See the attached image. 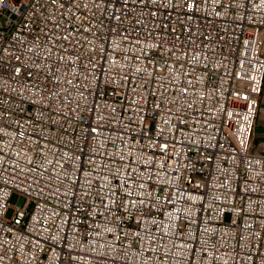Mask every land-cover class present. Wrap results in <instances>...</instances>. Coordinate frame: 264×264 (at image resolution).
Wrapping results in <instances>:
<instances>
[{"label": "built area", "instance_id": "built-area-1", "mask_svg": "<svg viewBox=\"0 0 264 264\" xmlns=\"http://www.w3.org/2000/svg\"><path fill=\"white\" fill-rule=\"evenodd\" d=\"M263 92L264 0H0V264H264Z\"/></svg>", "mask_w": 264, "mask_h": 264}, {"label": "crops", "instance_id": "crops-1", "mask_svg": "<svg viewBox=\"0 0 264 264\" xmlns=\"http://www.w3.org/2000/svg\"><path fill=\"white\" fill-rule=\"evenodd\" d=\"M252 148L259 153H264V92L261 98L260 111L253 133Z\"/></svg>", "mask_w": 264, "mask_h": 264}, {"label": "bare ground", "instance_id": "bare-ground-1", "mask_svg": "<svg viewBox=\"0 0 264 264\" xmlns=\"http://www.w3.org/2000/svg\"><path fill=\"white\" fill-rule=\"evenodd\" d=\"M22 209H29V201H22Z\"/></svg>", "mask_w": 264, "mask_h": 264}, {"label": "rangeland", "instance_id": "rangeland-1", "mask_svg": "<svg viewBox=\"0 0 264 264\" xmlns=\"http://www.w3.org/2000/svg\"><path fill=\"white\" fill-rule=\"evenodd\" d=\"M12 211L9 212V215H11Z\"/></svg>", "mask_w": 264, "mask_h": 264}]
</instances>
